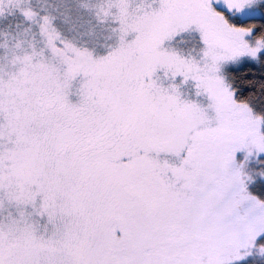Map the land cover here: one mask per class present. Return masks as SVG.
<instances>
[{
    "label": "snow or ice",
    "instance_id": "obj_1",
    "mask_svg": "<svg viewBox=\"0 0 264 264\" xmlns=\"http://www.w3.org/2000/svg\"><path fill=\"white\" fill-rule=\"evenodd\" d=\"M0 264H264V0H0Z\"/></svg>",
    "mask_w": 264,
    "mask_h": 264
}]
</instances>
